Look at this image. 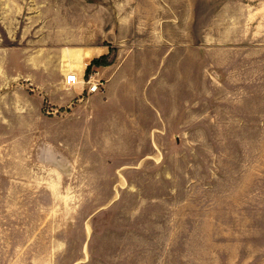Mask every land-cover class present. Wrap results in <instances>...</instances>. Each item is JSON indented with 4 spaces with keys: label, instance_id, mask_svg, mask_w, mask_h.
Instances as JSON below:
<instances>
[{
    "label": "rangeland",
    "instance_id": "1",
    "mask_svg": "<svg viewBox=\"0 0 264 264\" xmlns=\"http://www.w3.org/2000/svg\"><path fill=\"white\" fill-rule=\"evenodd\" d=\"M157 32L190 51L197 93L153 154L51 121L5 58ZM0 264H264V0H0Z\"/></svg>",
    "mask_w": 264,
    "mask_h": 264
},
{
    "label": "crops",
    "instance_id": "2",
    "mask_svg": "<svg viewBox=\"0 0 264 264\" xmlns=\"http://www.w3.org/2000/svg\"><path fill=\"white\" fill-rule=\"evenodd\" d=\"M158 32L155 41L137 45L126 41L108 46L100 45V38H76L63 42L73 47H66V51L62 47L55 53L52 43L45 49L41 40L19 41L6 51L5 58L12 63L17 59L20 77L30 84L32 95L42 93L52 111L66 114L57 118L52 112L48 117L51 121L63 124L87 120L93 125H107L109 131L118 126L119 134L109 137L121 138L124 132L126 136L152 140L148 154H153L159 150L154 140L178 136L173 125L180 122L182 108L195 105L197 93L196 75L190 72L193 69L188 61L190 51L167 44ZM103 59L107 64H95ZM90 66V72L104 82L101 91L87 93L84 84H66V76L73 73L83 80ZM88 129L92 140L98 137Z\"/></svg>",
    "mask_w": 264,
    "mask_h": 264
},
{
    "label": "built area",
    "instance_id": "3",
    "mask_svg": "<svg viewBox=\"0 0 264 264\" xmlns=\"http://www.w3.org/2000/svg\"><path fill=\"white\" fill-rule=\"evenodd\" d=\"M65 82L70 87H76L84 84L87 86L88 93L99 92L104 87L103 80L97 79L95 73L90 72L83 80L75 73L66 76Z\"/></svg>",
    "mask_w": 264,
    "mask_h": 264
},
{
    "label": "trees",
    "instance_id": "4",
    "mask_svg": "<svg viewBox=\"0 0 264 264\" xmlns=\"http://www.w3.org/2000/svg\"><path fill=\"white\" fill-rule=\"evenodd\" d=\"M95 64H97V65H100V64H107V62H106L105 59H103L102 61L95 62ZM90 70H91V68L89 67V68H88V74L90 73Z\"/></svg>",
    "mask_w": 264,
    "mask_h": 264
},
{
    "label": "bare ground",
    "instance_id": "5",
    "mask_svg": "<svg viewBox=\"0 0 264 264\" xmlns=\"http://www.w3.org/2000/svg\"><path fill=\"white\" fill-rule=\"evenodd\" d=\"M87 56V55H86Z\"/></svg>",
    "mask_w": 264,
    "mask_h": 264
}]
</instances>
